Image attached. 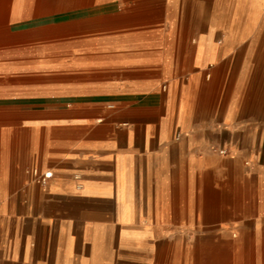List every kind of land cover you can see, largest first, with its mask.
<instances>
[{
  "label": "crops",
  "instance_id": "0c3cea01",
  "mask_svg": "<svg viewBox=\"0 0 264 264\" xmlns=\"http://www.w3.org/2000/svg\"><path fill=\"white\" fill-rule=\"evenodd\" d=\"M0 11V264H164L170 237L218 234L220 221L256 218L252 204L262 225L246 230L264 235L253 136L213 110L222 93L264 92V0H0ZM45 63L88 81L43 85L61 74Z\"/></svg>",
  "mask_w": 264,
  "mask_h": 264
},
{
  "label": "rangeland",
  "instance_id": "374dc122",
  "mask_svg": "<svg viewBox=\"0 0 264 264\" xmlns=\"http://www.w3.org/2000/svg\"><path fill=\"white\" fill-rule=\"evenodd\" d=\"M133 0H129V2H132ZM78 51V49L76 50ZM66 57V58H65ZM59 61L62 59H66L68 60L69 57L68 56H62L58 58ZM64 64H67L63 61ZM76 64H79V62H75ZM51 64V63H50ZM49 63H45L44 67L47 68V70H49L48 72H52L51 70H53L54 72L57 71V73H61L63 72V75L60 74L59 76L54 75V77L52 75L49 74H43V77L41 80H38L39 83L43 84V85H62V84H67V83H74V84H83L86 81H88L87 78H84V76L82 75V73L78 74L75 73L74 78H69L67 79V72H64V70H61V68L55 65L52 66V64L50 65ZM70 64V63H69ZM46 65V66H45ZM59 68V69H58ZM243 98L242 100H238V98L235 96H238ZM221 98H224V100H218L217 104H215V107L213 108V110L215 111L217 106H219V113H221L224 116L227 117H239L241 118L240 123H237L236 125H229L230 130L227 129L226 131H230V132H245L248 133L249 135L253 136L251 139H253L252 142H250V144H252V149L251 151L248 153L247 158H251L253 156H259V158H257L258 160L256 161L258 165V167L260 166L261 168H264V92H257V91H252V92H246V93H242V94H235V93H227V94H220ZM226 99V100H225ZM222 106V111H220ZM228 127V126H227ZM228 127V128H229ZM263 127V128H262ZM218 155H220L219 153H217ZM236 154L232 151L228 152V155L226 156H235ZM223 156V155H220ZM249 160V159H247ZM248 162V161H247ZM251 176H250V180L243 182L245 185V193L249 196V198H247L248 196L245 197L246 201L249 200L251 202H256L259 200V198L257 197V194L259 192V188H260V184L259 182H257L256 177H255V173H258L256 171H251L249 170ZM243 199V198H241ZM251 211L254 213L253 217H256L252 220H234V221H220L218 222L217 226L222 225V224H233V225H237L241 224V225H245V227L249 230H251V228H258L262 225V222H258L256 223L255 221L258 219L259 215H258V205H253L251 206ZM256 213V214H255ZM206 225H204L205 227ZM175 236H172L169 238V243L165 246H163L162 248H159V250H162L165 253V263L164 264H172L175 260L176 257V252H174V248H175ZM196 237L193 236L191 238H184L185 243L192 242V246L193 247H197V248H204L205 244H199L196 241ZM188 243H186L185 245H187ZM199 245V247H198ZM142 249L146 250V247H142ZM157 248H155V252H157ZM154 262H152L151 264H153ZM156 263H158L156 261ZM141 264H148L147 261H144ZM150 264V262H149Z\"/></svg>",
  "mask_w": 264,
  "mask_h": 264
},
{
  "label": "bare ground",
  "instance_id": "6f19581e",
  "mask_svg": "<svg viewBox=\"0 0 264 264\" xmlns=\"http://www.w3.org/2000/svg\"><path fill=\"white\" fill-rule=\"evenodd\" d=\"M236 224L233 229L231 224H222L218 227V234L210 233L211 235L196 237L199 244H205L204 248L193 247L192 242H186L188 244L185 245L184 238H191L190 236L176 237L174 242V252H176L174 264H264V235L246 230L245 225Z\"/></svg>",
  "mask_w": 264,
  "mask_h": 264
},
{
  "label": "built area",
  "instance_id": "2783aa9c",
  "mask_svg": "<svg viewBox=\"0 0 264 264\" xmlns=\"http://www.w3.org/2000/svg\"><path fill=\"white\" fill-rule=\"evenodd\" d=\"M215 151L217 152V153H219L220 155H223V156H226V155H228V149H226V148H216L215 149ZM34 174L35 175H38V171L37 170H35L34 171ZM51 173H47V174H45L44 176H43V179H42V181L44 182V181H46L47 179H49L50 177H51Z\"/></svg>",
  "mask_w": 264,
  "mask_h": 264
}]
</instances>
